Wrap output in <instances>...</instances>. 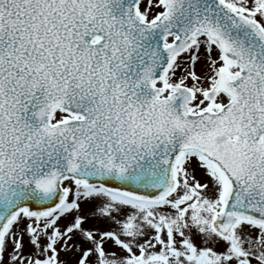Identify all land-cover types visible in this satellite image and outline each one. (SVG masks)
<instances>
[{
	"label": "snow or ice",
	"instance_id": "1",
	"mask_svg": "<svg viewBox=\"0 0 264 264\" xmlns=\"http://www.w3.org/2000/svg\"><path fill=\"white\" fill-rule=\"evenodd\" d=\"M0 264H264V0H0Z\"/></svg>",
	"mask_w": 264,
	"mask_h": 264
}]
</instances>
